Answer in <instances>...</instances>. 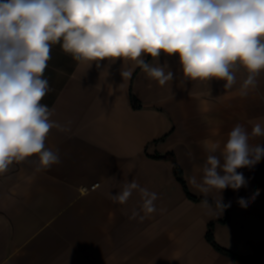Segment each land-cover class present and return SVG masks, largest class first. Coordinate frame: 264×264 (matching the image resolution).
I'll use <instances>...</instances> for the list:
<instances>
[{
  "label": "crops",
  "instance_id": "0c3cea01",
  "mask_svg": "<svg viewBox=\"0 0 264 264\" xmlns=\"http://www.w3.org/2000/svg\"><path fill=\"white\" fill-rule=\"evenodd\" d=\"M158 63L173 72L163 86L133 62L98 67L52 46L44 73L51 91L41 103L63 129L53 128L45 141L60 163L42 168L33 156L0 175V264H264V158L237 170L247 181L238 190L205 194L189 183L201 180L207 146L222 149L236 124L249 132L264 126V72L245 96L243 68L225 89L221 80H184L175 55L162 53ZM129 68L132 76L122 77ZM249 143L264 146V136ZM165 153L174 154L189 192L207 205L188 197L172 160L159 157ZM133 179L158 194L156 212L142 211L139 189L125 204L111 199ZM220 196L229 207L218 206ZM211 222L216 243L232 255L208 241Z\"/></svg>",
  "mask_w": 264,
  "mask_h": 264
},
{
  "label": "clouds",
  "instance_id": "9594fccd",
  "mask_svg": "<svg viewBox=\"0 0 264 264\" xmlns=\"http://www.w3.org/2000/svg\"><path fill=\"white\" fill-rule=\"evenodd\" d=\"M55 44L74 60L98 67L101 61L133 62L161 86L173 80L167 64L158 63L162 53L178 57L184 80H221L225 89L236 84L234 70L240 67L247 72L239 89L246 96L264 72V0H0V175L33 156L42 168L60 163L58 150L46 148L45 141L50 130L63 129L41 103L51 91L44 73ZM132 72L122 70L121 76ZM261 136V123L251 132L236 124L222 149L219 143L206 147L201 180L192 176L189 183L219 195L245 186L237 170L264 158V146L249 143ZM136 189L142 211L156 212L158 194L134 179L111 199L125 204ZM257 195L259 190L252 199ZM221 199V209L230 206ZM238 203L248 205L243 197Z\"/></svg>",
  "mask_w": 264,
  "mask_h": 264
},
{
  "label": "trees",
  "instance_id": "16d2710c",
  "mask_svg": "<svg viewBox=\"0 0 264 264\" xmlns=\"http://www.w3.org/2000/svg\"><path fill=\"white\" fill-rule=\"evenodd\" d=\"M132 100L134 102V105L135 106H141L140 102L132 95ZM159 157H163V158H169L172 160L173 164H174V172H175V175L177 177V179L180 181V183L182 184V186L184 187L188 197H190L191 199H194V200H199V199H202V200H207L206 198H197L193 195H191V193L189 192L188 188H187V185H186V182H185V179H184V176H183V170L182 168L180 167V165L177 163L176 159H175V156L174 154L172 153H165V154H162V155H159ZM210 201V200H209ZM213 203V201H210ZM227 219V217H225L222 222H225ZM214 222H211L208 226V231H207V239L208 241L215 247L217 248L218 250L226 253V254H229V255H232V253H230L229 251L221 248L215 241L214 239V235H213V231H214Z\"/></svg>",
  "mask_w": 264,
  "mask_h": 264
},
{
  "label": "built area",
  "instance_id": "2783aa9c",
  "mask_svg": "<svg viewBox=\"0 0 264 264\" xmlns=\"http://www.w3.org/2000/svg\"><path fill=\"white\" fill-rule=\"evenodd\" d=\"M97 186V184L96 185H94V186H92V188H95Z\"/></svg>",
  "mask_w": 264,
  "mask_h": 264
}]
</instances>
